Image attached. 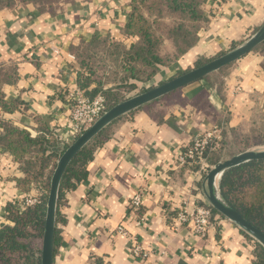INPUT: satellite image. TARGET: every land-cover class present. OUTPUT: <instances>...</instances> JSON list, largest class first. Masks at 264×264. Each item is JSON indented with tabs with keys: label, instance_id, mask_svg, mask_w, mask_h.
Masks as SVG:
<instances>
[{
	"label": "crops",
	"instance_id": "0c3cea01",
	"mask_svg": "<svg viewBox=\"0 0 264 264\" xmlns=\"http://www.w3.org/2000/svg\"><path fill=\"white\" fill-rule=\"evenodd\" d=\"M132 3L14 0L0 7V117L33 137L52 132L72 143L69 96L79 89V51L88 49L93 38L127 49L136 44L138 38L126 31ZM200 9L207 21L197 42L170 66H160L154 80L162 82L246 41L264 24V0H201ZM164 44L175 54L171 41ZM226 68L210 82L184 87L187 104L167 106L160 117L140 107L101 132L103 141L94 147L87 177L64 191L54 264H146L133 257L119 227L151 252L152 264H256L253 237L222 215L214 213L216 229L206 237L187 225L173 227L175 210L184 201L191 206L209 202L198 165L172 166L176 151L214 125L242 136L264 130V47ZM203 91L207 105L200 106L193 100ZM207 161L214 167L208 155ZM24 175L15 157L0 148V228L13 224L7 207L23 196L17 180ZM140 189L148 193L139 213L145 219L138 224L129 201Z\"/></svg>",
	"mask_w": 264,
	"mask_h": 264
},
{
	"label": "trees",
	"instance_id": "16d2710c",
	"mask_svg": "<svg viewBox=\"0 0 264 264\" xmlns=\"http://www.w3.org/2000/svg\"><path fill=\"white\" fill-rule=\"evenodd\" d=\"M22 1L51 3L58 0ZM13 2L14 0H0V7L12 5ZM200 5L201 0H133L126 31L136 36L138 42L128 49L121 44L115 45L119 54V62L131 79L121 86L106 88V82L97 76L92 56H85L87 49H82L78 55L81 67L78 72L79 88L92 97L100 93L105 99L106 110L127 99L125 93L132 91L135 87L136 83L133 81L137 80L139 73L145 74L146 80H150L161 65H166L170 61L169 59L167 61V58L161 53L164 37L157 33L155 27L165 18V6L183 14V19L179 24L170 29V33L175 35L174 41H172L176 48L175 54L171 57L176 59L193 47L198 40L197 32L201 24L207 21L201 12ZM100 42H105V40L93 38L89 43V48ZM263 47V45L259 46L256 50ZM108 50H100L97 53L106 58L113 54H109ZM199 64L202 65V62ZM225 68L220 72H224ZM209 78L207 76L204 79L210 82ZM93 83H96V87L88 90ZM169 100H172L173 104L180 105L189 102L180 89L141 108L151 110L156 117H160L163 115V111H156L155 105ZM193 102L200 106L207 105V91L201 92ZM2 125L0 148L15 157L25 174L24 177L17 180L20 191L23 194H28L34 186L42 191L49 189L57 161L71 143L62 142L52 132L33 137L28 130L18 128L9 121L3 120ZM253 133L255 134L242 136L236 131L224 130L221 147L218 150L207 151L211 164L215 165L221 162L227 155L231 157L247 149L264 145V130L253 131ZM102 135L100 133L94 141L85 146L67 168L59 191L57 223L62 220L59 206L63 201L64 191L69 188L74 189L79 182L87 177V164L93 159L95 145L102 144ZM235 147L237 148L233 149ZM219 187L229 203L249 222L264 232V159L252 160L226 170L222 175ZM46 200L45 197L40 203L26 206L23 209L17 203L8 205L6 217L13 224H3L0 228V264H40V250L39 252L35 251L31 243L34 239L43 237ZM213 209L214 213L221 215L215 208ZM243 233L250 236L245 231ZM59 242V229L56 227L55 251ZM256 253V264H264V247L260 243H258Z\"/></svg>",
	"mask_w": 264,
	"mask_h": 264
},
{
	"label": "water",
	"instance_id": "95a60500",
	"mask_svg": "<svg viewBox=\"0 0 264 264\" xmlns=\"http://www.w3.org/2000/svg\"><path fill=\"white\" fill-rule=\"evenodd\" d=\"M264 43V24L246 41L238 44L224 54L182 73L158 86L127 98L108 109L91 127L79 135L63 152L53 172L46 206L45 226L41 248L40 264H54L55 234L57 227L58 199L63 176L78 153L93 141L108 125L169 93L204 79L223 68L233 64ZM264 159V149H251L234 155L230 159L218 162L205 177L204 192L209 203L221 215L239 226L264 247V232L249 222L223 196L219 183L223 173L252 160Z\"/></svg>",
	"mask_w": 264,
	"mask_h": 264
},
{
	"label": "built area",
	"instance_id": "2783aa9c",
	"mask_svg": "<svg viewBox=\"0 0 264 264\" xmlns=\"http://www.w3.org/2000/svg\"><path fill=\"white\" fill-rule=\"evenodd\" d=\"M59 50L55 49V53ZM70 123L68 128V136H72V142L91 127L107 110L105 107V99L100 95L90 97L85 94L84 90L80 88L71 93L70 96ZM3 119L0 117V133L3 131ZM223 125H214L202 133L194 135L192 140L183 145L176 151L173 167H187V166H199L198 174L203 177L209 173L213 168L207 161V151L218 150L221 147V141L223 140ZM66 135V136H67ZM59 139L62 142L64 138ZM147 190L140 189L136 192L129 201V206L133 213H136L138 217V224L144 222L145 217L139 213L142 210L144 201L147 197ZM27 205H34L40 203L38 197L29 201ZM175 216L173 218V227L178 228L181 225H187L192 231L201 237H206L211 230L216 229L215 214L213 206L208 203H196L190 205L187 201H184L182 206L175 210ZM118 233L125 236L130 240L133 257L138 262L146 264H152L150 262L151 252L146 250L139 239L129 233L124 227L118 228ZM258 241L253 238V245H258Z\"/></svg>",
	"mask_w": 264,
	"mask_h": 264
},
{
	"label": "rangeland",
	"instance_id": "374dc122",
	"mask_svg": "<svg viewBox=\"0 0 264 264\" xmlns=\"http://www.w3.org/2000/svg\"><path fill=\"white\" fill-rule=\"evenodd\" d=\"M164 15L165 18L158 24L155 25L157 33L159 35H161L162 37H164V41L168 40V42H172L174 41L173 37H175V35L173 33H170V29H172L174 26L178 25L179 22L183 19V14L180 11H176V10H172L169 9L167 6H165L164 9ZM169 37H171L172 39H170ZM170 40V41H169ZM173 40V41H172ZM242 43V42H241ZM116 44H119L117 42H110V41H105V42H100V43H96L92 46H90V48H88L85 52V56L87 55H91L92 56V63L94 64L95 69L97 70V76L99 77V79L104 80V82H106L105 86L107 87H118L121 86L123 83H126L127 80H130L131 76L128 75V73L126 72V70H124V67L121 66L119 59H118V53H117V48H116ZM238 45L235 44L234 47H236ZM231 47L230 49L227 50H223L222 52L218 53L216 56L211 57V58H203V59H199L198 62L196 64H194L191 67L186 68H182L180 70L175 71L170 77H166L165 79L162 80V82L154 80V77L158 74V72L160 71V67L157 71V73L150 79V80H146V75L145 74H138L137 75V80H134L133 82H135V87L132 89V91L125 93V97L126 98H130L132 96H135L139 93H142L150 88H153L155 86H158L176 76L181 75L182 73L189 71L197 66H200L199 63L202 62V64L224 54L225 52L233 49L234 47ZM104 49H109L108 52L109 54L113 53L112 55H107L108 57H104L103 55L97 53L100 50H104ZM161 53L164 55V57H166L167 61L168 59L170 61L167 62L166 65H161V66H170L171 64H173V62H175V57H171L172 53L169 52V49L166 50V44L163 43L162 47H161ZM171 58V59H170ZM235 63V62H234ZM233 65V64H231ZM230 66V65H229ZM227 66V67H229ZM227 70V68H225ZM225 70V72H226ZM221 71V70H220ZM215 72L214 74L208 75V77H210V80L215 79L216 77L219 76V73H224V72ZM132 81V80H131ZM130 82V81H128ZM127 82V83H128ZM172 100L169 101H162V103L160 104L161 108H155L156 111H163L165 109V107L173 105ZM167 105V106H166ZM255 133H252V135H254ZM260 140V139H258ZM237 147L233 148L236 149ZM257 149H264V145L260 148ZM231 158V157H230ZM49 191H50V187L49 189H45L44 191L38 189L37 187H32L29 191L28 194H23V196L19 199V201H17V204L23 209L24 207L28 206L27 205V200L29 199H35V197H38V201H42L45 197H46V206H47V201H48V196H49ZM38 204V203H37ZM35 205V204H34ZM42 242H43V237L41 239H34L32 241V247L34 248L35 251L39 252L40 250V254H41V248H42Z\"/></svg>",
	"mask_w": 264,
	"mask_h": 264
}]
</instances>
